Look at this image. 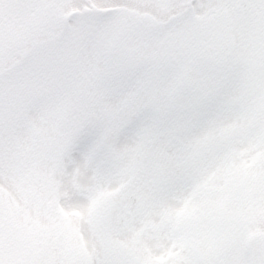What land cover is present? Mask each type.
I'll list each match as a JSON object with an SVG mask.
<instances>
[{"label":"snow or ice","instance_id":"6c2138e0","mask_svg":"<svg viewBox=\"0 0 264 264\" xmlns=\"http://www.w3.org/2000/svg\"><path fill=\"white\" fill-rule=\"evenodd\" d=\"M0 264H264V0H0Z\"/></svg>","mask_w":264,"mask_h":264}]
</instances>
